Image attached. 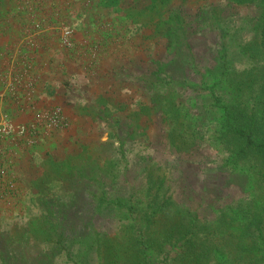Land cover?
<instances>
[{
    "label": "rangeland",
    "instance_id": "obj_1",
    "mask_svg": "<svg viewBox=\"0 0 264 264\" xmlns=\"http://www.w3.org/2000/svg\"><path fill=\"white\" fill-rule=\"evenodd\" d=\"M13 12L0 264H165L148 236L182 219L264 220V155L226 130L264 137V0H0V47Z\"/></svg>",
    "mask_w": 264,
    "mask_h": 264
},
{
    "label": "trees",
    "instance_id": "obj_2",
    "mask_svg": "<svg viewBox=\"0 0 264 264\" xmlns=\"http://www.w3.org/2000/svg\"><path fill=\"white\" fill-rule=\"evenodd\" d=\"M226 113L228 135L245 139L248 150L264 155V137L257 135L260 133L261 125L248 130L249 128L233 121L234 114L228 106ZM231 211L234 212L231 217H236L235 220H238L237 216L240 212L236 209ZM242 211L243 209L241 213ZM225 215V212L222 215L218 214L213 223L210 217L203 218L199 215L189 220L182 219L175 228L178 232H170V235L165 236L158 234L154 238L148 236V240L151 239L152 242L159 240L164 247L169 245L170 250L166 255L165 264H264V220L261 217L253 218V214H248L237 229L235 225H231L230 228L233 229H230L228 226H223ZM175 249L178 251L173 252ZM136 251L137 256L143 260L144 253L140 255L138 250ZM153 251L155 252V249ZM153 251L144 254L143 264H157L155 260L158 254Z\"/></svg>",
    "mask_w": 264,
    "mask_h": 264
},
{
    "label": "crops",
    "instance_id": "obj_3",
    "mask_svg": "<svg viewBox=\"0 0 264 264\" xmlns=\"http://www.w3.org/2000/svg\"><path fill=\"white\" fill-rule=\"evenodd\" d=\"M16 14V15H15ZM14 17V18H13ZM19 20V15H18V13L16 12H13V13H10L9 14V16L7 17V20H9L10 22H12L11 24H9V23H7L6 25H5V31H4V40H5V42H2L1 43V47L0 48H2V49H7V50H9V48L10 47H12L13 45H16L15 44V41H13V40H11V38L10 37H8V35H7V33H8V30H9V28H13V29H15V27L17 26L16 24L17 23H14L13 22V20ZM17 38V37H16ZM9 40L10 42L8 43L6 40ZM7 55V54H6ZM45 56H47V54L45 55H43L42 57H41V60L43 61V59H44V57Z\"/></svg>",
    "mask_w": 264,
    "mask_h": 264
},
{
    "label": "built area",
    "instance_id": "obj_4",
    "mask_svg": "<svg viewBox=\"0 0 264 264\" xmlns=\"http://www.w3.org/2000/svg\"><path fill=\"white\" fill-rule=\"evenodd\" d=\"M62 38H63V42L66 46L71 47L74 43V31L72 29H64L62 30ZM25 126L21 127V131L24 132L25 131Z\"/></svg>",
    "mask_w": 264,
    "mask_h": 264
}]
</instances>
